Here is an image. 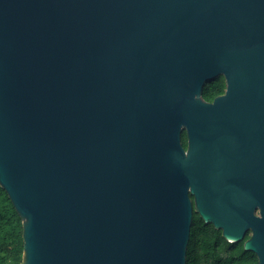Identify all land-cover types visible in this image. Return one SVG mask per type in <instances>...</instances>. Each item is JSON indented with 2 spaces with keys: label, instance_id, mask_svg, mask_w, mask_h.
<instances>
[{
  "label": "water",
  "instance_id": "95a60500",
  "mask_svg": "<svg viewBox=\"0 0 264 264\" xmlns=\"http://www.w3.org/2000/svg\"><path fill=\"white\" fill-rule=\"evenodd\" d=\"M0 186L21 264H264V0H0Z\"/></svg>",
  "mask_w": 264,
  "mask_h": 264
},
{
  "label": "trees",
  "instance_id": "16d2710c",
  "mask_svg": "<svg viewBox=\"0 0 264 264\" xmlns=\"http://www.w3.org/2000/svg\"><path fill=\"white\" fill-rule=\"evenodd\" d=\"M226 81L219 76L203 88V98L212 102L224 94ZM182 144L188 147L187 134ZM250 238V234L246 240ZM24 257L23 222L8 194L0 186V264H21ZM187 264H259L254 252L245 249V240L228 242L221 230L206 224L198 213L193 216L190 240L187 248Z\"/></svg>",
  "mask_w": 264,
  "mask_h": 264
},
{
  "label": "flooded vegetation",
  "instance_id": "af4514ba",
  "mask_svg": "<svg viewBox=\"0 0 264 264\" xmlns=\"http://www.w3.org/2000/svg\"><path fill=\"white\" fill-rule=\"evenodd\" d=\"M224 94H225V92H224ZM224 94H222V95H224ZM222 95H220V96H222ZM191 199L193 200V205H194V210H195V202H194V197L193 196H191ZM195 213H197L196 211H194V214ZM194 216V215H193Z\"/></svg>",
  "mask_w": 264,
  "mask_h": 264
}]
</instances>
